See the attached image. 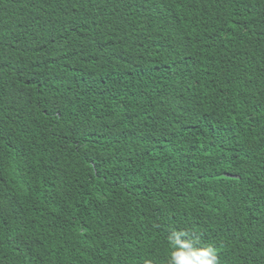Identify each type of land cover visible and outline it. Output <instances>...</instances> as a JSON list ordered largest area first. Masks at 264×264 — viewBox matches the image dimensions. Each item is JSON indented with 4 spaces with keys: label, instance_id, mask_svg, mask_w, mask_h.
<instances>
[{
    "label": "trees",
    "instance_id": "obj_1",
    "mask_svg": "<svg viewBox=\"0 0 264 264\" xmlns=\"http://www.w3.org/2000/svg\"><path fill=\"white\" fill-rule=\"evenodd\" d=\"M182 231L264 264V0H0V264Z\"/></svg>",
    "mask_w": 264,
    "mask_h": 264
},
{
    "label": "clouds",
    "instance_id": "obj_2",
    "mask_svg": "<svg viewBox=\"0 0 264 264\" xmlns=\"http://www.w3.org/2000/svg\"><path fill=\"white\" fill-rule=\"evenodd\" d=\"M174 235L176 239L169 238L172 251L168 264H219L217 251L213 246L201 245L196 238L181 240L180 237H189L186 231ZM144 264H153V261L146 259Z\"/></svg>",
    "mask_w": 264,
    "mask_h": 264
}]
</instances>
